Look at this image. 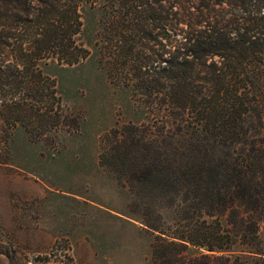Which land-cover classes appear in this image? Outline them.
<instances>
[{"label":"trees","instance_id":"obj_1","mask_svg":"<svg viewBox=\"0 0 264 264\" xmlns=\"http://www.w3.org/2000/svg\"><path fill=\"white\" fill-rule=\"evenodd\" d=\"M97 1L0 0V121L56 126L61 97L43 61L73 65L89 56L78 39L81 8ZM105 2L132 22L123 65L133 87L166 114L156 131L154 123L111 130L101 162L139 186L173 193L177 207L203 218L160 230L163 244L215 252L240 243L247 250L223 264H248L250 254H261L264 218V0ZM167 256L182 264L201 258Z\"/></svg>","mask_w":264,"mask_h":264},{"label":"rangeland","instance_id":"obj_2","mask_svg":"<svg viewBox=\"0 0 264 264\" xmlns=\"http://www.w3.org/2000/svg\"><path fill=\"white\" fill-rule=\"evenodd\" d=\"M118 12L105 0L84 4L78 39L89 56L73 65L43 61L61 97L56 126H33L26 118L28 126L9 127L2 116L0 264H182L169 250L200 255L197 264H223L222 257L247 250L240 243L215 252L163 244L160 230L174 232L203 218L177 207L173 193L139 186L107 159L101 162V141L111 130L154 123L156 131L166 114L132 85L123 64L134 32ZM259 234L261 254H250L248 264H264V218Z\"/></svg>","mask_w":264,"mask_h":264}]
</instances>
